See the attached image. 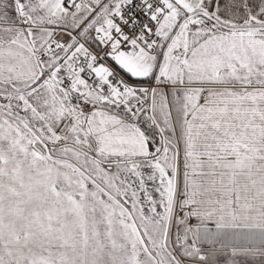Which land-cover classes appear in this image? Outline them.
Segmentation results:
<instances>
[{
	"label": "snow or ice",
	"instance_id": "1",
	"mask_svg": "<svg viewBox=\"0 0 264 264\" xmlns=\"http://www.w3.org/2000/svg\"><path fill=\"white\" fill-rule=\"evenodd\" d=\"M0 264H264V0H0Z\"/></svg>",
	"mask_w": 264,
	"mask_h": 264
}]
</instances>
